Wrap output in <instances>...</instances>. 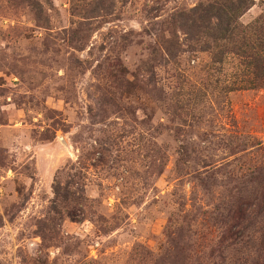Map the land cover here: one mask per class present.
<instances>
[{"label":"rangeland","instance_id":"1","mask_svg":"<svg viewBox=\"0 0 264 264\" xmlns=\"http://www.w3.org/2000/svg\"><path fill=\"white\" fill-rule=\"evenodd\" d=\"M0 264H264V0H0Z\"/></svg>","mask_w":264,"mask_h":264},{"label":"trees","instance_id":"2","mask_svg":"<svg viewBox=\"0 0 264 264\" xmlns=\"http://www.w3.org/2000/svg\"><path fill=\"white\" fill-rule=\"evenodd\" d=\"M200 7H203L204 11H206L205 14H206V18L208 19V22H211V19L215 18L216 22L219 23V26H220V23L222 25L224 24V26H226L225 29L227 30V32H229V33L232 32L233 26H231V25L234 23L233 15L229 14V12H227V11L225 12V10L220 11L219 8H216L217 11L215 14L214 13V7L212 6L211 3H207V4L203 3V4L196 5L195 7H193L191 9V11L198 14L196 11H198L200 9ZM204 7H206V9ZM53 190L56 193V190H57L56 186L54 187Z\"/></svg>","mask_w":264,"mask_h":264}]
</instances>
